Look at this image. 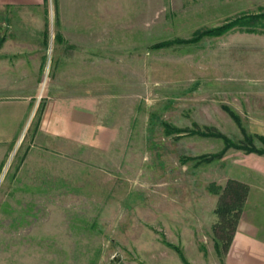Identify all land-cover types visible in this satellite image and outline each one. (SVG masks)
I'll return each instance as SVG.
<instances>
[{"label": "rangeland", "instance_id": "obj_1", "mask_svg": "<svg viewBox=\"0 0 264 264\" xmlns=\"http://www.w3.org/2000/svg\"><path fill=\"white\" fill-rule=\"evenodd\" d=\"M263 11L264 0H100V59L82 88L98 96L96 119L115 135L97 152L35 138L40 103L69 87L53 77L50 23L36 110L13 145L0 147V264H182L165 242L191 264H220L210 226L218 196L209 185H223L228 166L196 157L223 141L166 135L160 122L208 126L238 141L227 105L248 131L264 130V27L150 45ZM30 72L12 78L31 82Z\"/></svg>", "mask_w": 264, "mask_h": 264}, {"label": "crops", "instance_id": "obj_2", "mask_svg": "<svg viewBox=\"0 0 264 264\" xmlns=\"http://www.w3.org/2000/svg\"><path fill=\"white\" fill-rule=\"evenodd\" d=\"M99 4L100 0H0V147L13 145L36 110L39 59L50 23L56 48L53 77L69 87H59L43 100L35 138L46 146L72 150L97 152L110 146L115 131L97 121L98 96L82 88L94 82L92 69L100 59ZM30 70L33 81L14 82L13 75L17 78L21 72L25 78ZM19 87L21 94L16 92ZM248 132L264 136L262 129ZM229 156L221 158L228 166L224 183L236 179L249 191L223 264H264V156L238 150L226 160ZM216 220L213 207L210 226Z\"/></svg>", "mask_w": 264, "mask_h": 264}, {"label": "trees", "instance_id": "obj_3", "mask_svg": "<svg viewBox=\"0 0 264 264\" xmlns=\"http://www.w3.org/2000/svg\"><path fill=\"white\" fill-rule=\"evenodd\" d=\"M256 26L264 27V11L235 17L224 21L220 25L196 30L193 35L188 38H167L159 40L152 43L150 48L153 50H159L173 45H192L198 43L205 37H219L235 29H244L247 32H256ZM43 102L44 101L40 103L37 109V121L40 119L44 104ZM222 108L238 126L242 135L240 140L235 141L215 128L208 126L205 127L206 129L201 130L191 129L189 127H178L165 121H161L160 124L166 135L180 136L181 134H197L202 137L221 139L223 141V147L218 152L203 154L196 157V159L202 162H212L216 159L222 158L229 148H233L234 150L242 151L244 153H255L264 156V136L248 132L247 128L243 124L242 118L234 109L227 105H223ZM152 116H154V114H152ZM256 142H259V145H257ZM209 190L218 196L216 206L214 208L217 220L211 225V231L214 239V250L219 257L220 264H223V258L229 248L236 224L248 195L249 186L244 182L229 178L226 180L224 185L221 186L212 183L209 185ZM165 243L178 252V256L182 264H191L185 258L184 254L174 245L168 242Z\"/></svg>", "mask_w": 264, "mask_h": 264}]
</instances>
